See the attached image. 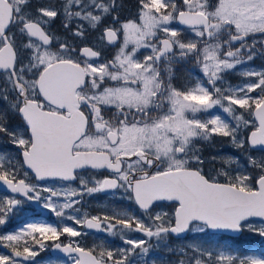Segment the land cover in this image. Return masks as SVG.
Wrapping results in <instances>:
<instances>
[{
  "label": "snow or ice",
  "instance_id": "obj_1",
  "mask_svg": "<svg viewBox=\"0 0 264 264\" xmlns=\"http://www.w3.org/2000/svg\"><path fill=\"white\" fill-rule=\"evenodd\" d=\"M256 59L264 0H0V227L59 221L0 232V264H264Z\"/></svg>",
  "mask_w": 264,
  "mask_h": 264
},
{
  "label": "flooded vegetation",
  "instance_id": "obj_2",
  "mask_svg": "<svg viewBox=\"0 0 264 264\" xmlns=\"http://www.w3.org/2000/svg\"><path fill=\"white\" fill-rule=\"evenodd\" d=\"M130 2H133V0H130ZM260 61H258V59L255 60L256 63L260 62ZM5 195H10V194L3 193L0 191V197L5 196ZM96 202L104 203L105 205H108L110 207H125V208L131 207L132 210H135V207L129 206L127 201L121 202V201H118V200L113 199L111 197H108L104 194H98V195L93 196V197H85L83 207L90 214L95 215V214H97V211L95 209ZM32 219H40V220H43L47 223H54V224L59 223V221L54 216V214H50L47 210H43L42 208L38 207L36 204L32 203V204L27 205V207L25 208L24 211L18 213L14 217H12L11 221L6 226L0 227V232L16 231L17 229H19L25 223L29 222ZM68 223H72V222H68ZM76 227H79V226H76ZM90 235H93L94 237H96V236H99L100 234L92 232V233H90ZM136 235L139 236L140 234L137 233ZM219 235H226V234H219ZM256 238L259 241V246L261 247V249H264V241H261L259 237H256ZM87 239H88L89 244H91L93 242V240L91 238L88 237ZM108 239L110 241V245H113L114 242L121 244L118 237L117 238L109 237ZM185 239L186 240L190 239V236L188 235ZM242 241H240L238 243H241ZM177 242H179V241L175 237H170L168 240V244H170V243L173 244V243H177ZM0 252H7V249L0 248ZM51 255H53L51 252H42L40 257H38V259L44 261L45 264H47V259ZM57 255H59V254H57Z\"/></svg>",
  "mask_w": 264,
  "mask_h": 264
},
{
  "label": "rangeland",
  "instance_id": "obj_3",
  "mask_svg": "<svg viewBox=\"0 0 264 264\" xmlns=\"http://www.w3.org/2000/svg\"><path fill=\"white\" fill-rule=\"evenodd\" d=\"M261 60V61H260ZM258 61H260V62H252V64H250V65H247L246 67H251V68H254V69H256V70H260V69H264V60H262V59H258ZM228 79L229 80H231V82L233 83V84H239V83H241V79H240V77L239 76H236V75H231V76H229L228 77ZM218 111V110H217ZM209 151H212V152H216V151H219V152H221V153H229V154H231V153H233L234 152V149H232L231 147H229L226 143L225 144H223V145H221L219 142L217 143V146H216V148L215 149H209ZM112 208H114V207H110V206H108V205H105L104 203H101V202H96V206H95V209H96V211H97V214H99V213H102V212H104V211H110ZM30 221H35V222H45V221H43V220H40V219H32V220H30ZM29 221V222H30ZM136 235V234H135ZM138 236V235H137ZM89 238H91L92 240H94V239H96L98 236H96V237H94L93 235H90V236H88ZM139 237V236H138ZM209 239H216V238H218V236H216V235H212V234H209V237H208ZM193 239V236H192V234H190V239H187L188 241H191ZM251 240H256V238L255 237H250V238H245V239H243V241L244 242H246L247 244H252L253 242L251 241ZM178 243H180V241L179 242H177V243H173V244H169V245H172V246H175V245H177ZM112 247H119V246H121V244L120 243H113V245H111ZM152 255L154 256V257H157V258H163L164 260H168V259H174V257H169L166 253H165V251L163 250V247L161 248V250L160 251H154L153 253H152Z\"/></svg>",
  "mask_w": 264,
  "mask_h": 264
},
{
  "label": "water",
  "instance_id": "obj_4",
  "mask_svg": "<svg viewBox=\"0 0 264 264\" xmlns=\"http://www.w3.org/2000/svg\"><path fill=\"white\" fill-rule=\"evenodd\" d=\"M0 191L3 193L10 194V192L2 185V182H0Z\"/></svg>",
  "mask_w": 264,
  "mask_h": 264
},
{
  "label": "trees",
  "instance_id": "obj_5",
  "mask_svg": "<svg viewBox=\"0 0 264 264\" xmlns=\"http://www.w3.org/2000/svg\"><path fill=\"white\" fill-rule=\"evenodd\" d=\"M252 245H254V244H252ZM240 248H241V250H247V249H249V248H251V247H255V246H249V245H238Z\"/></svg>",
  "mask_w": 264,
  "mask_h": 264
}]
</instances>
